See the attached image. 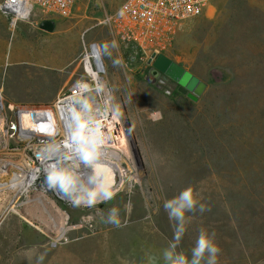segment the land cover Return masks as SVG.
Returning a JSON list of instances; mask_svg holds the SVG:
<instances>
[{
	"label": "rangeland",
	"instance_id": "obj_1",
	"mask_svg": "<svg viewBox=\"0 0 264 264\" xmlns=\"http://www.w3.org/2000/svg\"><path fill=\"white\" fill-rule=\"evenodd\" d=\"M122 1L81 0L74 17L58 19L70 21L73 32L58 34L57 48L46 50L45 35L32 30L25 57L19 50L22 34L11 31L0 15L1 82L21 77L39 87L41 79L49 78L64 81L65 90L81 75L83 44H95L127 139L122 182L115 183L111 199L89 205L82 198L76 204L46 195L65 215L62 241L53 242L60 235L51 221L54 208L37 203L13 208L5 190L0 264H150V255L165 264L174 221L164 203L186 188L209 210L186 214L190 219L177 252L190 259L203 229L215 233L221 249L217 264H264V0H211L202 15L181 23L168 48L156 53L207 83L197 102L175 82L151 73V50L124 47L108 28L97 25ZM39 13L35 10L33 19ZM0 92L1 128L8 99ZM22 99L15 104L49 105L35 103L36 95ZM3 147L0 134V159ZM112 209L118 225L109 222ZM46 222L55 231L45 230Z\"/></svg>",
	"mask_w": 264,
	"mask_h": 264
},
{
	"label": "built area",
	"instance_id": "obj_2",
	"mask_svg": "<svg viewBox=\"0 0 264 264\" xmlns=\"http://www.w3.org/2000/svg\"><path fill=\"white\" fill-rule=\"evenodd\" d=\"M81 0H0V15L13 30L19 23H30L35 10L56 19H70ZM211 0H123L112 14H105L97 25L106 27L124 47L137 48L141 53L154 54L165 50L174 41L181 23L202 15ZM96 47L98 57L91 54ZM97 60H96V59ZM81 75L48 106L29 107L6 103L7 117L1 121L0 134L4 142L3 160L7 191L12 207H20L38 193L51 195L62 201L54 185L48 182L52 171L63 173L68 184L75 175H84L95 166L112 165L111 173L120 172L127 158L125 129L114 111L112 94L104 81V66L99 48L86 46L78 57ZM42 109L51 111L46 122ZM32 113H36L32 117ZM27 119L31 126L24 125ZM44 126L35 128L37 120ZM83 124L81 131L79 125ZM97 141L96 153L78 140ZM94 159L85 161L81 148ZM117 182V181H116ZM60 185V184H56ZM115 185V184H114ZM65 187L59 186L61 193ZM57 194V195H56ZM69 202V201H62ZM53 242L65 239L56 235ZM53 244V243H52Z\"/></svg>",
	"mask_w": 264,
	"mask_h": 264
},
{
	"label": "clouds",
	"instance_id": "obj_3",
	"mask_svg": "<svg viewBox=\"0 0 264 264\" xmlns=\"http://www.w3.org/2000/svg\"><path fill=\"white\" fill-rule=\"evenodd\" d=\"M81 131L84 128L83 124L79 125ZM78 140L83 141L84 144H87L93 153H96V144L97 141L94 140H83V137H77ZM82 158L85 161L94 159V156H90L89 151L85 148L80 149ZM65 177L63 173L52 171L48 175V182L50 185L60 184L65 187L66 190H69L74 187L75 181H70L68 184L64 183ZM113 193L111 191H104L103 197L105 199H111ZM80 201L78 200L77 203ZM89 205L94 204L95 200L92 199V194H89L87 200ZM164 210L167 212L169 219L174 221V237L173 242L170 243L169 247L164 250L163 257L165 264H217V257L221 252V249L215 243V233H208L206 230H201L195 246L191 249V258L189 259L188 255L184 252H177V246L181 240L183 234L186 231V223L190 217L186 218L187 213H195L199 211L203 213L206 210L204 204H199L197 199V194L192 188H186L182 190L176 197L171 200H167L164 203ZM118 212L116 209L110 210L109 213V222L119 224L117 219Z\"/></svg>",
	"mask_w": 264,
	"mask_h": 264
},
{
	"label": "bare ground",
	"instance_id": "obj_4",
	"mask_svg": "<svg viewBox=\"0 0 264 264\" xmlns=\"http://www.w3.org/2000/svg\"><path fill=\"white\" fill-rule=\"evenodd\" d=\"M93 50L95 51V53H93L92 55H94V57H98V50H97V48L96 47H93ZM3 100L4 99H3L2 93L0 92V109L3 107ZM41 111H42V114L41 115L44 118H46L47 119L46 122L49 123L51 121V111L49 109H42ZM24 125L27 126V127H30L31 126L30 122H28L27 119L24 120ZM35 125H37V126H35V128L38 127L39 129L48 126V125L44 126L42 124V121H40L39 119L37 120V124H35ZM6 166H7V163H5V162L0 163V206L4 202V198H5L4 197V193H5V190L7 189V184H5V182L3 181V178H4L5 174H6V171H5ZM111 167H112V165H105L104 167H102V166H95V168L92 171H90L88 173L86 172L84 175H80V176L75 175V177L73 179H71V181H75L74 187L71 188V189H69V190H66L64 188V189H62V192L61 193H59L58 190H57L60 185H54V188L56 190V193H58V195L57 194L56 195L61 200L69 201L71 203H76V204H77V201L80 198H82V201H81L82 204L83 203H87V200L89 198V194H92V199L95 200V203H98L101 200H105V198L103 197V192L104 191H111L114 194V192L116 191L114 184L116 183L117 180H119V183L121 184L122 181L119 179V177L120 176H123V174H124L123 171H120V172L114 173V175H113V173H111V171H110V168ZM48 198L42 192V193L36 194L33 197V199H30L29 200V202H36L37 204H40V205L48 204L49 209H53L54 208L53 211L50 210L55 215L54 220H51V221H54L55 222L54 225H56L55 229H56L57 233H59L60 236H63V234L66 232V226H64L65 225L64 224V222H65V215L62 212H60L58 208L55 209L54 204L56 202L53 204V202L49 201ZM44 205H43V207H45ZM37 206H39V205H37ZM31 207H32V205H31ZM13 208L11 207L8 210L16 213ZM39 208H41V207H39ZM27 209H29V208H27ZM44 211H47V210H44ZM2 212H3V210H2ZM40 213H41V211H40ZM48 213H46V214H48ZM24 214H27V213L24 212ZM51 215L52 214H50L49 216L52 217ZM39 217L40 216H38V218ZM27 218L29 220L31 219V217H27ZM48 218L49 217H47V219ZM28 219H25V221H27ZM45 225H46L45 230H49V231L50 230H54L52 228L53 226L50 223L46 222Z\"/></svg>",
	"mask_w": 264,
	"mask_h": 264
},
{
	"label": "crops",
	"instance_id": "obj_5",
	"mask_svg": "<svg viewBox=\"0 0 264 264\" xmlns=\"http://www.w3.org/2000/svg\"><path fill=\"white\" fill-rule=\"evenodd\" d=\"M77 10H79V6L76 8L75 12ZM39 14L42 17L40 16L38 19H33L32 17V21L30 23H19L13 30H11H19V33L22 34V45L19 46V50L22 52V55L24 57L28 55V50L30 47L29 44L31 42L29 32H31L32 30L41 32L45 35L44 38L48 43V47H46V50L57 48L56 45L58 42V34L73 32L74 25L70 21H61L56 18L48 17L41 12ZM72 17H74V15ZM44 22H50L51 27L47 29L43 28L42 24ZM38 83L39 87H36L32 86V83L26 81V79H22L21 77H12L6 82L0 81V91L3 90L5 97L8 99V102L12 104L24 103L25 101L22 99L23 97L36 95L39 100L35 101V103H37L38 105H50V103H52L62 93V91H64V81L43 78Z\"/></svg>",
	"mask_w": 264,
	"mask_h": 264
},
{
	"label": "water",
	"instance_id": "obj_6",
	"mask_svg": "<svg viewBox=\"0 0 264 264\" xmlns=\"http://www.w3.org/2000/svg\"><path fill=\"white\" fill-rule=\"evenodd\" d=\"M42 27L47 29L51 27L50 22H44ZM148 64H151V73L156 77L163 75L171 81L175 82L181 88L186 91V97L192 102H197L205 90L207 89V83L200 78L187 71L181 64H178L162 54H152ZM36 113H32V117H35ZM159 259L155 255H150L149 263L157 264Z\"/></svg>",
	"mask_w": 264,
	"mask_h": 264
},
{
	"label": "trees",
	"instance_id": "obj_7",
	"mask_svg": "<svg viewBox=\"0 0 264 264\" xmlns=\"http://www.w3.org/2000/svg\"><path fill=\"white\" fill-rule=\"evenodd\" d=\"M236 163H237L236 161L235 162H232L233 165H235Z\"/></svg>",
	"mask_w": 264,
	"mask_h": 264
}]
</instances>
